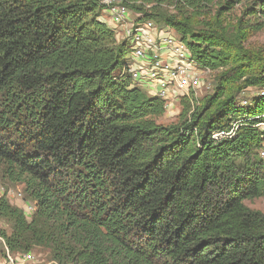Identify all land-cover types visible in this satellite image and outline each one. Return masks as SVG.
Wrapping results in <instances>:
<instances>
[{
    "label": "trees",
    "instance_id": "1",
    "mask_svg": "<svg viewBox=\"0 0 264 264\" xmlns=\"http://www.w3.org/2000/svg\"><path fill=\"white\" fill-rule=\"evenodd\" d=\"M246 25L208 19L215 0H120L137 22L174 31L196 65L226 69L197 104L164 101L127 75L130 45L100 19L102 0H0V176L33 207L0 196L12 253L50 251L52 264H264V64L241 31L264 27V0ZM259 66V67H258ZM231 136L215 139L216 131Z\"/></svg>",
    "mask_w": 264,
    "mask_h": 264
},
{
    "label": "built area",
    "instance_id": "2",
    "mask_svg": "<svg viewBox=\"0 0 264 264\" xmlns=\"http://www.w3.org/2000/svg\"><path fill=\"white\" fill-rule=\"evenodd\" d=\"M102 1L106 8L100 19L114 29L116 35L122 33L123 40L130 45L126 68L128 77L132 83L140 85L150 95L161 98L165 111L169 109L172 100H180L181 96L187 94L190 82L195 85L202 80V75L209 71L196 65L185 44L169 30L170 28L159 26L152 20L137 22L135 14L120 0ZM254 89L255 92L249 97L264 95V86ZM248 103L249 98L242 97L240 105ZM257 127L264 129V123H258ZM234 130L235 125L229 130L214 132L212 137L218 139L231 136ZM259 155L264 158V140ZM29 209L33 210V207L30 205ZM0 240V264H29L34 260L30 252H10L3 239Z\"/></svg>",
    "mask_w": 264,
    "mask_h": 264
},
{
    "label": "rangeland",
    "instance_id": "3",
    "mask_svg": "<svg viewBox=\"0 0 264 264\" xmlns=\"http://www.w3.org/2000/svg\"><path fill=\"white\" fill-rule=\"evenodd\" d=\"M226 1L227 0H215L214 4L209 7L207 12L208 14H206L208 19H211L214 16L215 17L219 16V19L222 25L224 26L226 25L239 26L240 24L246 25L248 21H251L253 19L250 17H245L243 15V9L245 7L246 1L236 2L233 4V6L230 9L226 8L228 6V4H226ZM171 32L174 31L171 30ZM241 33L243 34L244 37L245 47L252 53V55H254L255 57L261 60L260 62L257 63V65H262L261 63L264 64V27L262 30L258 32H253L250 29H246L244 31H241ZM116 39L119 41L123 40L122 33L119 32L118 35H116ZM129 54L127 55V57H129ZM225 72L226 69H220L217 71H207L202 75L201 81H199L195 85L192 84L193 82H190V84H188L189 85L188 89L190 91L188 90L185 96L188 97L192 92L194 98L196 99L197 104L201 103L204 97L211 95L214 92L219 76L224 74ZM245 89L241 91L239 98L249 97L256 90L254 89V87H250V88L247 87ZM182 97L184 96H181V98ZM179 103H180L179 99L176 101L172 100L169 109L165 111L164 115L157 118V122L162 125H169L176 123L182 111V107L181 105H179ZM19 193L21 194L20 187L11 184L10 182L4 180L0 176V196L7 199L10 205L22 209L26 218L28 219L31 217L32 209H29L30 204L28 200L25 199L23 195H20ZM245 204L251 209L260 210L264 212L263 198L246 200ZM10 228H11V223L9 219L0 217V229L9 232ZM0 249H2L1 240H0ZM29 252L32 254L34 259L29 264H52L50 251L48 249L35 248Z\"/></svg>",
    "mask_w": 264,
    "mask_h": 264
}]
</instances>
